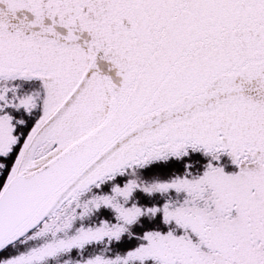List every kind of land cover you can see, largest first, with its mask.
Masks as SVG:
<instances>
[{
  "label": "snow or ice",
  "instance_id": "6c2138e0",
  "mask_svg": "<svg viewBox=\"0 0 264 264\" xmlns=\"http://www.w3.org/2000/svg\"><path fill=\"white\" fill-rule=\"evenodd\" d=\"M0 264H264V0H0Z\"/></svg>",
  "mask_w": 264,
  "mask_h": 264
}]
</instances>
